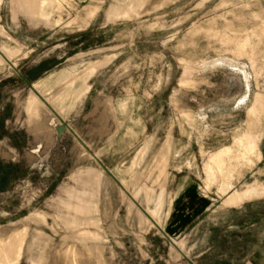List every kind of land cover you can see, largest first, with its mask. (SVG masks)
<instances>
[{
	"label": "rangeland",
	"instance_id": "obj_1",
	"mask_svg": "<svg viewBox=\"0 0 264 264\" xmlns=\"http://www.w3.org/2000/svg\"><path fill=\"white\" fill-rule=\"evenodd\" d=\"M0 264H264V0H0Z\"/></svg>",
	"mask_w": 264,
	"mask_h": 264
},
{
	"label": "crops",
	"instance_id": "obj_2",
	"mask_svg": "<svg viewBox=\"0 0 264 264\" xmlns=\"http://www.w3.org/2000/svg\"><path fill=\"white\" fill-rule=\"evenodd\" d=\"M35 82H32V86ZM36 90L42 91L40 89ZM194 189V186L187 183L174 195L163 223L164 232L169 237L182 234L196 220L198 215L206 210L209 203L208 198L200 195Z\"/></svg>",
	"mask_w": 264,
	"mask_h": 264
}]
</instances>
